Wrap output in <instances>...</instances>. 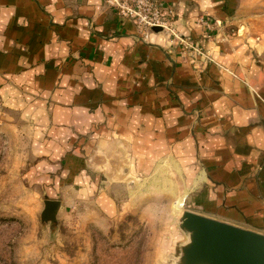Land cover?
Returning a JSON list of instances; mask_svg holds the SVG:
<instances>
[{
	"label": "crops",
	"instance_id": "crops-1",
	"mask_svg": "<svg viewBox=\"0 0 264 264\" xmlns=\"http://www.w3.org/2000/svg\"><path fill=\"white\" fill-rule=\"evenodd\" d=\"M165 1L178 36L214 62L194 71L177 37L141 39L104 0H0V92H24L46 130L78 146L62 157L72 184L130 144L183 162L188 183L167 188L180 209L264 234V0Z\"/></svg>",
	"mask_w": 264,
	"mask_h": 264
},
{
	"label": "rangeland",
	"instance_id": "rangeland-1",
	"mask_svg": "<svg viewBox=\"0 0 264 264\" xmlns=\"http://www.w3.org/2000/svg\"><path fill=\"white\" fill-rule=\"evenodd\" d=\"M165 4L174 11L172 23L176 10ZM199 22L202 39L209 38L211 20L202 16ZM131 23L143 40L153 31L177 37L194 71L201 61L214 62L196 50L211 58L201 39L179 37L172 25L148 30ZM23 93L7 101L0 92V264H178L186 240L178 218L181 210H192L186 204L175 210L167 188L181 193L188 183L183 162H161L123 144L120 160L108 161L113 166L107 169L93 153L92 168L72 184L77 177L66 173L62 157L78 146L66 133L46 130L48 112H34ZM46 199L61 202L55 222L40 219Z\"/></svg>",
	"mask_w": 264,
	"mask_h": 264
},
{
	"label": "water",
	"instance_id": "water-1",
	"mask_svg": "<svg viewBox=\"0 0 264 264\" xmlns=\"http://www.w3.org/2000/svg\"><path fill=\"white\" fill-rule=\"evenodd\" d=\"M60 206L59 200H44L41 221L55 222ZM178 219L186 236L178 264H264L263 233L189 210Z\"/></svg>",
	"mask_w": 264,
	"mask_h": 264
},
{
	"label": "built area",
	"instance_id": "built-area-1",
	"mask_svg": "<svg viewBox=\"0 0 264 264\" xmlns=\"http://www.w3.org/2000/svg\"><path fill=\"white\" fill-rule=\"evenodd\" d=\"M116 14L131 22L139 24L141 28L153 30H170L173 9L165 4V0H104ZM199 53L213 61L202 49H196Z\"/></svg>",
	"mask_w": 264,
	"mask_h": 264
},
{
	"label": "bare ground",
	"instance_id": "bare-ground-1",
	"mask_svg": "<svg viewBox=\"0 0 264 264\" xmlns=\"http://www.w3.org/2000/svg\"><path fill=\"white\" fill-rule=\"evenodd\" d=\"M175 210L176 209H179L180 208V203L179 202H177V201H175L174 202V207H173Z\"/></svg>",
	"mask_w": 264,
	"mask_h": 264
}]
</instances>
